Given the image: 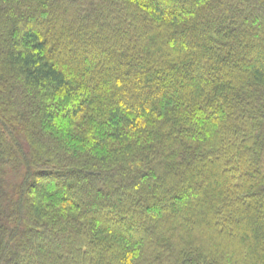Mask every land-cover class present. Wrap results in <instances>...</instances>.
<instances>
[{"label":"trees","instance_id":"1","mask_svg":"<svg viewBox=\"0 0 264 264\" xmlns=\"http://www.w3.org/2000/svg\"><path fill=\"white\" fill-rule=\"evenodd\" d=\"M0 264H264V0H0Z\"/></svg>","mask_w":264,"mask_h":264}]
</instances>
